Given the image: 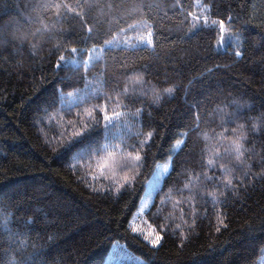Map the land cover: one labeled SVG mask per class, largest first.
<instances>
[{
  "label": "trees",
  "instance_id": "trees-1",
  "mask_svg": "<svg viewBox=\"0 0 264 264\" xmlns=\"http://www.w3.org/2000/svg\"><path fill=\"white\" fill-rule=\"evenodd\" d=\"M110 151L138 156L121 188ZM159 164L154 246L132 220ZM117 245L111 264H264V0H0V264Z\"/></svg>",
  "mask_w": 264,
  "mask_h": 264
},
{
  "label": "rangeland",
  "instance_id": "rangeland-1",
  "mask_svg": "<svg viewBox=\"0 0 264 264\" xmlns=\"http://www.w3.org/2000/svg\"><path fill=\"white\" fill-rule=\"evenodd\" d=\"M135 42H139V44L151 46L152 45L151 34L147 33L143 37L138 36L135 38ZM169 170H170V167L165 164H159L156 167L155 172L153 173V175L147 182L146 189L141 199L138 211L136 212L132 220V227L136 228L137 229L136 232L139 233L144 238L146 236H151L152 238H154L156 234V231L152 227H150L151 225H149L146 222L145 217H146L147 212L151 209L154 203V200H155V196L157 192L160 190L163 180L168 175ZM158 171H162L164 173L163 176H160ZM147 241L151 243L150 239H148ZM128 257L129 256L127 255L126 250H124L123 247L117 245L114 247L110 257L108 258V263L109 264L116 263L121 258H128ZM132 262H134L133 259H132Z\"/></svg>",
  "mask_w": 264,
  "mask_h": 264
},
{
  "label": "snow or ice",
  "instance_id": "snow-or-ice-1",
  "mask_svg": "<svg viewBox=\"0 0 264 264\" xmlns=\"http://www.w3.org/2000/svg\"><path fill=\"white\" fill-rule=\"evenodd\" d=\"M87 116L89 118L92 117L91 112H87ZM107 118V117H106ZM84 127H87L85 124ZM82 129L80 128L79 131H76L73 133V136L78 134ZM101 162L98 164V167L100 169H107L108 172L111 173L113 178H116L118 176L117 169L126 168L129 164H134L136 160H138V156H134L132 154H125L123 156L118 155L115 152H108L106 156H103L100 158ZM167 170V169H165ZM160 176H163L162 171H158ZM129 180V177L126 173H123V175H119L118 178L115 179V183L117 188L123 187V185ZM188 185H185V188H187ZM133 231H137L136 228H133ZM146 240L150 239V242L152 245H159L161 243V235L159 233H156L154 238L151 236H146Z\"/></svg>",
  "mask_w": 264,
  "mask_h": 264
}]
</instances>
